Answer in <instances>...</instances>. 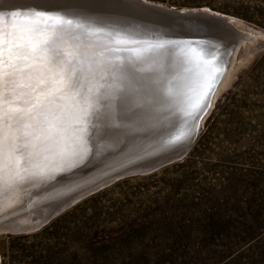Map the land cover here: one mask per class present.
<instances>
[{
    "label": "rangeland",
    "instance_id": "rangeland-1",
    "mask_svg": "<svg viewBox=\"0 0 264 264\" xmlns=\"http://www.w3.org/2000/svg\"><path fill=\"white\" fill-rule=\"evenodd\" d=\"M140 1L229 18L243 36L191 146L100 186L34 230L0 231V264H25L42 252L48 264H264V0ZM131 220L150 225L140 240L102 241ZM89 240L99 247L89 249Z\"/></svg>",
    "mask_w": 264,
    "mask_h": 264
},
{
    "label": "bare ground",
    "instance_id": "bare-ground-1",
    "mask_svg": "<svg viewBox=\"0 0 264 264\" xmlns=\"http://www.w3.org/2000/svg\"><path fill=\"white\" fill-rule=\"evenodd\" d=\"M37 1L49 2L52 4L49 7L56 8L66 2L77 8L88 6L84 2L76 4L77 0ZM7 3L11 2L0 0V7ZM139 8L156 12L144 5ZM37 13L21 9L0 11V31L9 35L23 33L37 47L27 61L11 60L3 69L8 77L5 101L9 107L6 110L11 111L14 103L23 106L25 99L42 98V106L33 111L32 119L14 123L11 129L5 128L1 202H9L23 187L40 182L44 174L60 172L66 165L81 162L87 150L83 136L117 138L121 133L123 138H140L147 132L145 138H155V143L164 141L163 147L177 155L185 153L213 89L225 77L233 47L243 39L224 21L203 16L162 17L156 19L162 21L160 25L149 24L155 32L148 33L147 29L136 26L133 17L122 14V18L115 16L113 20L103 18L105 22L101 25L109 28L107 32L101 30V25L90 28L82 23L74 25L76 39L80 41L74 43L68 39L66 31L58 30L67 26L65 17H59L61 22L57 24L55 19L45 17L58 16L43 11L40 15ZM32 22L38 25L36 33L29 30ZM26 29L28 33L24 32ZM53 30L55 34L50 35ZM45 39L47 44L43 43ZM49 49L59 53L55 65L47 62ZM58 69L63 70L60 75L65 79L75 81L77 87L55 91L59 87L56 83L60 78L56 75ZM41 80L45 84L37 87ZM19 84L31 87L20 88ZM50 90L54 95L47 96ZM49 109L58 110L60 116L57 123L61 132L52 139L46 138V122L39 115ZM187 127L190 137L180 144L178 138ZM16 137L20 139L14 144ZM17 145L21 147L19 153L15 152ZM119 172L105 174L92 183L84 180V191L72 194L68 203L108 183L120 175ZM34 207L0 220V231L40 224L42 216ZM11 226L15 229H9Z\"/></svg>",
    "mask_w": 264,
    "mask_h": 264
},
{
    "label": "water",
    "instance_id": "water-1",
    "mask_svg": "<svg viewBox=\"0 0 264 264\" xmlns=\"http://www.w3.org/2000/svg\"><path fill=\"white\" fill-rule=\"evenodd\" d=\"M7 1L11 3L5 4L6 6L1 5V12L7 13L8 11L21 9V11L23 12L41 13V11H43L54 14L58 17H65L67 26H64L60 29H58L57 27L56 28L59 30V32L66 31L68 39L73 41L74 43L80 42L79 39H76L74 33V25L82 23V25H86L85 27L90 28V26L103 24V22H105L103 18H109L113 20L116 19L115 16L122 18V14L130 15V18L133 17V19H135V23H137L136 26L140 25L141 27H143V29H147V31H149L148 33L155 32L153 31L154 29H151L153 27L149 25L150 23L155 24L154 27H156L160 25L158 23L162 22L157 21L159 18L163 19L162 17H174V15H196L203 16L208 19L222 20L225 22V24H227L237 32L229 18H225L217 14L207 12L205 10H175L140 0L75 1L76 4H78V2H84L88 4V6H81L80 8H77V6L73 7V4H68V2L64 3L63 6L56 8V6L49 7V5H52L49 2L42 3L37 0H15L13 2L10 0ZM139 5H144L145 7H148L150 9L154 8L156 12H152V10L151 12H148L147 10L139 8ZM67 21H71V23H68ZM141 21H145V23ZM32 23L33 26H29V30L36 33L38 25L36 26L37 23ZM29 30L26 29L24 32L28 33ZM101 30H105L107 32L109 28L102 26ZM55 31L56 30L51 31L50 35L55 34L53 33ZM101 36L103 39L106 38L104 34H101ZM196 132L197 129L193 137H195ZM138 134L142 135V133L140 132ZM145 134H147V132H144V136ZM144 136L140 138H133L135 136H133L132 138H123V135L121 133L117 138H85V136H83L82 139L85 141V144H87V150L85 153L86 156H81V159L83 161L81 160V162L79 163L69 164V166L66 165L62 167L60 172H51L48 175L44 174L42 178L39 179L41 180L40 182H35L27 188L23 187L21 190L17 191L13 196V199H11L12 201H0V220L12 216L16 213L25 212L28 208H31V206L33 207L34 205V208H38L42 216L41 223L38 225H30L28 227H25L24 229H17L13 231L26 232L29 230H34L53 218L64 208L68 207L71 203H68L67 200L72 196V194H77L82 190L84 191V189H82V185H84L85 183L95 182L105 174H110V172L114 171H120L119 173L121 174L112 179L114 180L117 177L126 174L125 172L129 173L128 168H134L136 170L134 172H146L159 165L175 160L184 154L183 153L177 155V153H175L174 151L172 152L171 149L163 147L162 144L164 141H158L155 143V138H145ZM193 139L194 138H192L191 140L190 146ZM86 179L87 181L83 183ZM112 180L108 181V183ZM99 187H96L93 190ZM84 195H81L79 198Z\"/></svg>",
    "mask_w": 264,
    "mask_h": 264
},
{
    "label": "snow or ice",
    "instance_id": "snow-or-ice-1",
    "mask_svg": "<svg viewBox=\"0 0 264 264\" xmlns=\"http://www.w3.org/2000/svg\"><path fill=\"white\" fill-rule=\"evenodd\" d=\"M37 15H40V13H37ZM46 19H55L56 23L59 24L61 22L59 17H50L46 16ZM68 23H71V21H67ZM44 44L48 43V40L45 39ZM37 51V47L32 44L30 40H27L25 35L23 33H13L11 35L4 33L3 31H0V172H3L5 167V141L7 139V133L5 131V128L11 129L12 125L14 123H17L19 121H23L26 119H32V113L35 109L42 106V98L41 96H36L32 99H25L23 101V106L19 104H15L11 111H7L6 109L9 107L8 103L5 101V93L7 90V74L4 72V68H6L9 64V61L16 60V61H27L30 56L34 55ZM48 56H47V62L50 65H55L57 63V60L59 58V53H57L54 50H47ZM8 53V56H5V53ZM62 69H58L56 72V75L60 78L56 80V83L59 85L55 89V91H61L62 89H74L77 87V83L73 80L65 79L60 73L62 72ZM45 84L44 80L39 81L40 85ZM18 87L24 88V87H31L30 85H24L19 84ZM12 91H15V88L12 89ZM32 91L35 92L36 88H32ZM43 95V94H42ZM54 93L50 90L47 93V96H52ZM47 96H44V99H47ZM20 97H17V100H19ZM40 116L43 117V120L46 122V138L52 139L55 136L59 135L61 132V128L58 126V121L60 120V116L58 114V110L53 111L49 109L46 112L39 113ZM25 135H31L30 133H26ZM19 137H16V139L13 141L14 144H16L17 141H19ZM24 147H27V145H24ZM21 151V147L17 145L15 147V152L19 153ZM19 161H17V164Z\"/></svg>",
    "mask_w": 264,
    "mask_h": 264
},
{
    "label": "trees",
    "instance_id": "trees-1",
    "mask_svg": "<svg viewBox=\"0 0 264 264\" xmlns=\"http://www.w3.org/2000/svg\"><path fill=\"white\" fill-rule=\"evenodd\" d=\"M66 213L67 212L55 217L53 221H50L49 224L46 227H44L43 230L50 228L51 225L61 220L66 215ZM125 223L126 224H121L119 228H112V230H107L106 234L102 236V241L107 242V243L120 242V243H124L127 245L131 241L140 240L142 238L141 233L145 230V228L150 227V225L146 226L144 225V223L141 224L140 222L135 221V220H131ZM166 226L170 228L171 224H168ZM87 234L88 233H86V235ZM184 237H188V236L184 234ZM93 241L94 240H89L87 243V247L92 250L99 247V246L95 247L96 244H94ZM47 254L48 253L43 254L42 252L41 254L34 256L30 261L25 262V264H48ZM1 264H8V263H1Z\"/></svg>",
    "mask_w": 264,
    "mask_h": 264
}]
</instances>
